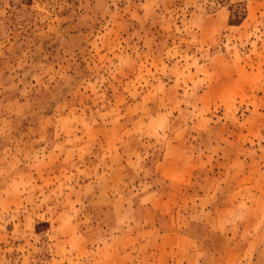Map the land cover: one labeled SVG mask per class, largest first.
<instances>
[{"label":"rangeland","instance_id":"rangeland-1","mask_svg":"<svg viewBox=\"0 0 264 264\" xmlns=\"http://www.w3.org/2000/svg\"><path fill=\"white\" fill-rule=\"evenodd\" d=\"M0 264H264V0H0Z\"/></svg>","mask_w":264,"mask_h":264},{"label":"crops","instance_id":"crops-1","mask_svg":"<svg viewBox=\"0 0 264 264\" xmlns=\"http://www.w3.org/2000/svg\"><path fill=\"white\" fill-rule=\"evenodd\" d=\"M237 243H239L243 248L246 247V244H245V243H242V242H240V241H237ZM178 250H179V248H177V250H176V248H172V250H171V253H172V263H173L174 259L176 258V257H173V255H174ZM174 256H175V255H174ZM255 258H256V259H259V258H261V257L256 256Z\"/></svg>","mask_w":264,"mask_h":264}]
</instances>
